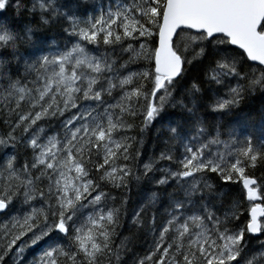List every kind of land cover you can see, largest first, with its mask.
I'll return each instance as SVG.
<instances>
[{"label":"snow or ice","instance_id":"1","mask_svg":"<svg viewBox=\"0 0 264 264\" xmlns=\"http://www.w3.org/2000/svg\"><path fill=\"white\" fill-rule=\"evenodd\" d=\"M0 264H264V0H0Z\"/></svg>","mask_w":264,"mask_h":264},{"label":"trees","instance_id":"2","mask_svg":"<svg viewBox=\"0 0 264 264\" xmlns=\"http://www.w3.org/2000/svg\"><path fill=\"white\" fill-rule=\"evenodd\" d=\"M260 103H261V100H260L259 98H256V99H254V100L251 102V105H250V106H251L252 108H258L259 105H260ZM144 147H145V149H146L149 153L151 152V150H152V144L149 143L147 139H146V141H145V145H144ZM143 248H144V241H143V240L138 241V242L136 243V246H135V251H136L137 253H140V252H142ZM128 259H129V261H131L132 256L130 255V256L128 257Z\"/></svg>","mask_w":264,"mask_h":264}]
</instances>
